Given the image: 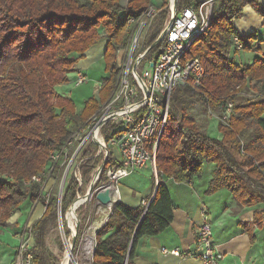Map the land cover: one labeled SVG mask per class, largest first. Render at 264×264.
I'll use <instances>...</instances> for the list:
<instances>
[{
    "label": "trees",
    "instance_id": "trees-1",
    "mask_svg": "<svg viewBox=\"0 0 264 264\" xmlns=\"http://www.w3.org/2000/svg\"><path fill=\"white\" fill-rule=\"evenodd\" d=\"M203 1L178 0L177 8ZM168 2L164 0L165 8L157 15L149 44L156 41L169 17ZM151 3L152 0H129L126 5L122 0H0V235L4 228L17 225L10 218L21 212L25 201L29 200L33 211L42 203L43 214L27 229L34 238L29 250L34 264H59L46 243L48 221L56 218L59 208L64 213L70 210L101 164L103 154L95 155L93 149L97 147L92 143L83 149V184L72 176L61 201L55 194H46V181L61 175L69 138L114 95L118 52L131 35L127 21L142 14ZM247 4L264 18V4L259 0L215 3L209 28L187 53L201 59L205 73L198 85H179L171 95L167 124L156 152L160 180L156 191L146 198L147 203L114 204L107 220L96 230L92 264H134L138 240L160 234L174 218L167 179L192 184L204 178L205 166L210 163L214 170L206 193L226 189L240 205L257 206L254 224L264 226V54L251 63H239L233 55L253 50L249 41L257 37V31L241 34L235 25ZM236 37L244 44L242 49L237 48ZM102 38H107L105 75L98 94L89 96L79 108L73 97L58 93L56 86L69 82L78 60ZM162 47L161 42L152 51L158 53ZM250 90L254 92L252 97L247 96ZM229 102L233 103L229 120H218L221 137H212L207 126L198 124L192 109L202 106L221 116L222 105ZM113 129L112 123L103 127L107 139ZM154 141L155 138L151 146ZM56 152L60 155L53 159ZM114 164L121 165L108 159L105 168ZM153 181L155 189L154 174ZM100 182L106 183L108 178L102 174ZM79 201L80 198L76 203ZM247 230L254 241V229Z\"/></svg>",
    "mask_w": 264,
    "mask_h": 264
},
{
    "label": "built area",
    "instance_id": "built-area-1",
    "mask_svg": "<svg viewBox=\"0 0 264 264\" xmlns=\"http://www.w3.org/2000/svg\"><path fill=\"white\" fill-rule=\"evenodd\" d=\"M218 1L220 0H204L200 5L194 4L178 10L177 6L174 8L175 0H170L169 17L153 44H147V39L150 38L147 36L157 11L147 8L139 16L128 19L127 26L131 28V35L128 44L119 50V53L122 49L125 50L123 58H120L118 53L117 90L112 98L104 102L87 123L69 138L64 149L67 160L80 153L82 155L83 149L91 143L97 147L98 154H103L96 173L97 176L105 175L108 182L94 188L90 194L87 193V199L96 198L99 191L110 188L111 203L105 206L97 198L96 200L100 207L112 210L114 202L117 201L113 196V189L119 191L117 181L148 163L157 176L156 152L167 124L172 92L177 86L185 83L198 85L203 77L205 66L201 59L190 57L187 53L196 39L209 28L214 5ZM235 40L237 48L242 49L244 44L237 37ZM161 42V50L158 53L153 52ZM86 81V75L80 74L77 85ZM221 109L220 119L227 123L233 103H226ZM108 123L114 126L109 139L103 133V127ZM153 138L155 141L151 146ZM59 155L60 152H56L52 157L58 159ZM108 159L121 165L114 164L105 168ZM33 179L40 180V177L34 176ZM143 203L147 201L144 200ZM201 214L202 222L196 231L194 251L166 247L162 251L178 256H196L201 260V264H221L223 256L217 251L213 240L210 213L204 208ZM29 224L28 222L22 231L17 233L20 243L9 264H34L33 254L29 251L32 246V233L27 232ZM93 249L94 245L91 247V254Z\"/></svg>",
    "mask_w": 264,
    "mask_h": 264
},
{
    "label": "crops",
    "instance_id": "crops-1",
    "mask_svg": "<svg viewBox=\"0 0 264 264\" xmlns=\"http://www.w3.org/2000/svg\"><path fill=\"white\" fill-rule=\"evenodd\" d=\"M259 3L264 4V0H259ZM124 4L126 5L127 2ZM263 20V16L250 4L244 7L243 16L235 20V25L241 34L257 31V37L253 39L254 50L250 51L254 53L255 57L264 54ZM103 40L105 41L100 46V52L95 53L96 56L94 57L90 53L91 56L89 57L88 52L99 46ZM98 42L85 53L84 58L78 60L75 66L76 70L70 73H77V79L80 74H84L82 72L83 63L89 59L92 65L102 61L105 69L104 53L107 38H102ZM205 168L204 178L202 180L196 179L192 184L177 182L172 178L167 179L166 182L174 202V218L170 226L160 234L145 235L138 240L134 264H201V260L196 256H178L172 253H164L162 250L166 247L168 249L178 248L182 251H194L196 248V231L202 222L201 212L204 208L210 213L213 240L217 251L223 256L221 264H264V226L259 228L254 224V210L257 206L240 205L226 189L211 194L206 193L209 181L213 176L214 165L212 163L206 164ZM135 190L126 189L123 191L119 188L120 200L130 206H137L142 201L144 202L146 197L138 195ZM155 191L156 185L155 189H151L147 196H152ZM43 211L44 209L38 217ZM20 217V213L17 212L10 218V222L19 223ZM12 228L15 229V227ZM248 228L254 229L256 236L254 241L250 237Z\"/></svg>",
    "mask_w": 264,
    "mask_h": 264
},
{
    "label": "rangeland",
    "instance_id": "rangeland-1",
    "mask_svg": "<svg viewBox=\"0 0 264 264\" xmlns=\"http://www.w3.org/2000/svg\"><path fill=\"white\" fill-rule=\"evenodd\" d=\"M122 1L123 3H125L128 2L129 0H122ZM147 8L157 11V15H158L159 11L165 8L164 0H152V3L149 6H147L145 10ZM168 8L170 10V0L168 2ZM157 15L154 19L155 21L153 22V25L150 29L147 38L148 37L151 38L152 37L151 33H155V25L158 22ZM101 32H104L102 28H101ZM104 41L105 40L101 41L99 46L95 47V49L93 48L88 52L89 57L91 56L90 53H92V56L94 57L96 56V54H98V52H100L99 51L100 46L104 44ZM148 41L149 40L147 39V44H149ZM249 43L254 50L253 40L249 41ZM250 51L240 50L239 52H236L233 55L234 58L239 63H251L254 60L255 56L254 53ZM119 54H120V58H123L125 54V50L122 49ZM89 60L85 61L82 67V72L87 76L86 82L77 86L75 84V81L77 79V73H72L69 75L70 80L68 83H64L56 86V91L58 93L62 95H71V97H73L77 102L79 108L83 106L85 100L89 96L93 94H98L100 88L99 84L102 80V77L105 75V69L102 61L97 62L95 65H92V63ZM248 94L249 95L247 96L252 97L254 94L253 90H250ZM192 113L195 115L199 125L203 124L207 126L208 133L212 137L220 138L221 132L218 130V120L220 119L219 117L220 115L218 111L206 110L202 106H197L192 109ZM93 150L96 152L95 155H97L98 149L95 148ZM82 162H83V158L81 153L78 156L72 157L71 159L68 158L61 175L57 178L49 177L48 180L46 181V186H45L46 194L47 193L55 194L61 201L72 176H75L79 180V183L83 184L82 175L80 173V165ZM153 174H154L153 169L150 163H148L146 166L138 170H134L130 175L117 181V185L123 191L126 189H136L135 191L138 192V195L147 198L148 197L147 195L150 193L151 189H154ZM101 177L102 174L97 176L95 170L92 173V176L90 177V181L85 186L83 185L84 192L83 194L82 193L79 194V196H81V198L86 197V194L88 193L90 186L92 185L94 180H96L97 183L94 184V188L103 185L104 183L100 182ZM154 178L156 181L158 175L156 176L154 174ZM79 196L77 200L80 198ZM117 201H121V200L119 199ZM29 203H30L29 200H27L21 205L20 208L21 217L19 218V223L14 222L17 224L16 226H14L15 229H13L12 227H6L3 229L0 235V264H9L13 259L15 250L17 248L16 246H18L20 243V238L19 236H17V232H18L17 229L27 224L28 222L30 223L29 225H31L33 221H35L43 214L42 213L38 217L40 212L44 209L42 203H39L37 205L38 207L36 206V209L34 211L31 209V207L29 208L30 206ZM99 208L100 206L96 198H92L91 200L89 198L88 199L86 198L85 202L77 208L74 214V221L73 219H71L72 226L69 225V221L67 218V213L69 210L66 213H64L60 208L57 210L56 218L50 219L48 221L46 243L51 253L59 260V264L61 263L63 256L66 254V250L68 249L69 244H71V251L73 255L72 257L74 261H78L79 264L93 263V254L96 244L95 234L98 228L94 232V241H93L94 249L92 251V254L90 253L88 257L84 249L86 243V237L90 232V227L93 225V222L96 219H103L104 217L103 222H105L112 212V210L103 207L102 209L105 210V213H101ZM64 222H66L67 225L66 227H64ZM74 222L77 229H73ZM74 238L76 242L74 246H72V241ZM30 243L31 245H33L34 243L33 237L30 239Z\"/></svg>",
    "mask_w": 264,
    "mask_h": 264
},
{
    "label": "bare ground",
    "instance_id": "bare-ground-1",
    "mask_svg": "<svg viewBox=\"0 0 264 264\" xmlns=\"http://www.w3.org/2000/svg\"><path fill=\"white\" fill-rule=\"evenodd\" d=\"M113 196L116 200H119L120 199V191H117L116 189H113ZM86 200V197H82L80 198V201L76 204H74L72 206V208L69 210V213H68V221H69V225L72 226L71 224V219H73L74 221V214L77 210V208L83 204ZM100 212L101 213H105V210L102 209V207L99 208ZM104 219V217H103ZM103 219H96L94 222H93V225L90 227V232L89 234L87 235L86 237V243H85V246H84V249H85V253L87 254V257L89 256L90 254V250H91V247L93 245V241H94V232L97 228H99L102 223H103ZM73 229H76V225H75V222H74V225H73ZM72 251H71V244L68 245V249L66 250V254L63 256V259L61 261V264H79L78 261H74L73 260V257H72Z\"/></svg>",
    "mask_w": 264,
    "mask_h": 264
},
{
    "label": "water",
    "instance_id": "water-1",
    "mask_svg": "<svg viewBox=\"0 0 264 264\" xmlns=\"http://www.w3.org/2000/svg\"><path fill=\"white\" fill-rule=\"evenodd\" d=\"M177 3H178V0H175V3H174V8H176V6H177ZM95 181L96 180H94L93 181V183H92V185L90 186V189H89V191H88V194H90L92 191H93V189H94V184H95ZM156 188H157V186H158V184H159V182H160V180L157 178L156 179ZM96 198L99 200V202L102 204V205H108L109 203H111L112 201V197H111V192H110V188H106L104 191H99L97 194H96ZM117 202H119V201H115L114 202V204L115 203H117ZM76 203V201L74 202V204ZM73 204V205H74ZM72 205V206H73ZM72 206L70 207V209L72 208ZM77 229V228H76ZM76 231V230H75ZM75 231H73V232H75ZM74 237H75V234H74ZM75 242H76V240H75V238L73 239V241H72V246H74V244H75Z\"/></svg>",
    "mask_w": 264,
    "mask_h": 264
}]
</instances>
